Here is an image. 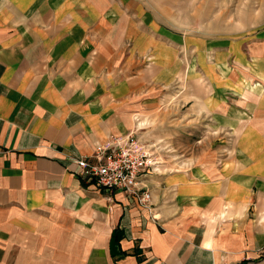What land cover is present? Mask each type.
Masks as SVG:
<instances>
[{"label": "crops", "instance_id": "1", "mask_svg": "<svg viewBox=\"0 0 264 264\" xmlns=\"http://www.w3.org/2000/svg\"><path fill=\"white\" fill-rule=\"evenodd\" d=\"M249 11L212 40L143 0H0V264H264V0ZM171 88L226 159L148 169L152 212L77 175L113 135L145 146Z\"/></svg>", "mask_w": 264, "mask_h": 264}, {"label": "rangeland", "instance_id": "2", "mask_svg": "<svg viewBox=\"0 0 264 264\" xmlns=\"http://www.w3.org/2000/svg\"><path fill=\"white\" fill-rule=\"evenodd\" d=\"M143 1L153 11L154 16L171 30L178 31L180 34L186 33L187 36L212 40L222 36V32L242 34V29L254 24L250 20L251 15L254 14H251L249 9L256 10L262 4V0ZM209 56L206 57L208 60ZM191 61L192 59L187 57L186 62L190 64ZM201 70L203 77L206 76L205 70ZM178 90V88H171L169 94L164 96V105L161 108L166 117H162L159 122H149L146 133L138 132L140 136L142 135L147 149L153 153L155 163L153 170L156 171L158 165L162 166L160 171H170L187 163L189 165L198 163L196 161L201 160L203 155H213L215 161L221 163V160L227 158L223 156L227 151L222 152L224 148L220 144L227 141L222 142L224 138L222 136H211L207 127L209 121L205 117L196 122L184 119L179 121V115L184 117L183 114H187L188 111L178 104ZM243 124L240 122V126L235 131V137L238 136ZM227 138L230 144L233 137Z\"/></svg>", "mask_w": 264, "mask_h": 264}, {"label": "built area", "instance_id": "3", "mask_svg": "<svg viewBox=\"0 0 264 264\" xmlns=\"http://www.w3.org/2000/svg\"><path fill=\"white\" fill-rule=\"evenodd\" d=\"M75 172L98 188L119 190L152 212V194L141 186L139 177L154 169L153 153L142 145L135 133L126 137L113 135L107 144L98 143L94 154L75 158Z\"/></svg>", "mask_w": 264, "mask_h": 264}]
</instances>
